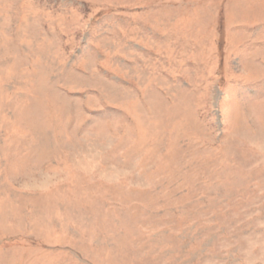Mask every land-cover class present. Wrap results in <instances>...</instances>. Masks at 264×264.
Segmentation results:
<instances>
[{
    "label": "rangeland",
    "instance_id": "1",
    "mask_svg": "<svg viewBox=\"0 0 264 264\" xmlns=\"http://www.w3.org/2000/svg\"><path fill=\"white\" fill-rule=\"evenodd\" d=\"M0 264H264V0H0Z\"/></svg>",
    "mask_w": 264,
    "mask_h": 264
}]
</instances>
